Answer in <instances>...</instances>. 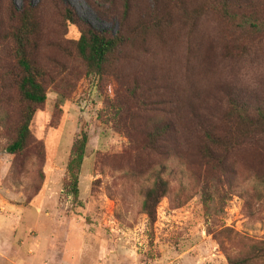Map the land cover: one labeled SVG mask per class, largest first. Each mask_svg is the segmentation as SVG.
<instances>
[{
	"label": "trees",
	"instance_id": "obj_1",
	"mask_svg": "<svg viewBox=\"0 0 264 264\" xmlns=\"http://www.w3.org/2000/svg\"><path fill=\"white\" fill-rule=\"evenodd\" d=\"M104 3L108 10L97 6L117 18L116 35L88 26L64 0H41L38 4L23 0L21 9L14 0H0L2 153L19 160L32 151L33 158L45 162V145L33 140L32 127L36 115L45 109L49 93L57 95L56 109H60L76 94L80 82L98 80L104 93L107 84L115 85L109 105L122 128L142 141L133 155L123 157L129 168L111 167L123 172L125 178L151 183L144 189L141 211L152 224L157 206L172 193L167 177L175 173L172 160L179 166L178 177H191L205 199L209 190H233L235 184L242 186V194L248 197V184L246 188L238 181L244 177L246 184L259 177L254 165L238 156L251 148L264 160V103H252L236 89L228 88L218 117L202 113L199 103L209 101L203 94L207 90L202 93L199 88L217 83L216 65L209 52L211 46L202 38L194 39V33L202 18L213 17L221 28L223 56H251L264 38V0H149L142 9L137 0ZM184 38L193 42L184 55L185 93L190 99L187 114L181 103L173 101L168 106V99L159 91L168 86L160 87L156 81L152 86L143 84L139 77L127 79L119 71L124 50L148 54L158 48L166 52ZM184 132L195 141V160L178 147L177 136ZM88 143V133L81 132L67 166L70 177L65 186L74 201L79 199V174ZM227 233L233 234L230 230ZM229 240L239 246L235 254L228 253L229 264H264V240Z\"/></svg>",
	"mask_w": 264,
	"mask_h": 264
},
{
	"label": "rangeland",
	"instance_id": "obj_2",
	"mask_svg": "<svg viewBox=\"0 0 264 264\" xmlns=\"http://www.w3.org/2000/svg\"><path fill=\"white\" fill-rule=\"evenodd\" d=\"M40 1L33 0V3ZM137 1L139 9L149 2ZM14 2L17 8H22L23 0ZM64 2L88 26L99 32L117 34V18L109 17L97 6L103 5L108 10L110 7L104 0ZM197 27L194 39L202 38L211 46L209 52L215 58L217 82L199 88L202 93L207 90L203 94L209 101L199 103L203 107L200 111L218 117L222 111L220 102L228 88L236 89L252 103H264V38L258 45L260 49L255 50L257 53L226 58L221 28L214 18H202ZM191 43L184 38L166 52L152 48L148 54H133L126 49L119 71L127 79L139 77L143 84L152 86L156 81L160 87L161 84L168 86L169 89H158L168 99V106L173 101L181 103L180 107L187 114L190 99L185 93L184 55ZM114 86L107 84L104 93L98 80L80 82L76 94L65 100L60 109H56L57 95L53 91L49 93L46 107L36 115L32 127L33 140L45 145V162L33 158L32 151L27 157L15 160L3 154L0 148V189L5 190L0 196V214L8 207L3 201L11 205L18 203V193L24 194L26 203L41 193H48L55 198L54 207L62 210L61 219L69 220L67 228L57 227L53 232L58 246L54 243V248L47 252L48 242H44L38 264H44L45 260L48 264H229L228 253L232 255L239 250L229 237L264 240V160L251 148L238 156L254 165L259 177L246 184L244 177L238 181L246 188L248 184L251 190L248 197L242 194L243 187L235 184L233 190L211 189L205 199L191 177L183 180L178 177L179 166L172 160L175 173L167 175L172 193L157 206L156 222L152 224L147 215L142 214L144 189L151 183L146 179L125 178L123 172L111 167L125 166L123 157L133 155L142 142L135 135L130 136L115 117L109 105L113 101ZM83 131L88 133L89 143L79 174V199L74 201L65 186L70 177L67 166L73 157L74 144ZM189 134L184 132L177 136V144L185 155L195 160V141ZM116 155L122 156L116 158ZM196 166V163L192 165ZM227 230L233 234L229 236ZM51 232L46 231L44 236ZM38 237L31 228L19 230L14 243L24 239L26 244L20 249V256L11 260L15 264L28 263L38 250L34 247L29 254L32 242H39Z\"/></svg>",
	"mask_w": 264,
	"mask_h": 264
},
{
	"label": "crops",
	"instance_id": "obj_3",
	"mask_svg": "<svg viewBox=\"0 0 264 264\" xmlns=\"http://www.w3.org/2000/svg\"><path fill=\"white\" fill-rule=\"evenodd\" d=\"M0 191V196H3L5 190L0 189ZM17 200L18 203L14 205L9 204V202L6 200L3 201L8 207L6 212L0 214V264H3L4 262L15 264L11 258L20 256V249L25 246L26 243L24 239H20L19 243L15 244L14 239L19 230H21L23 227H27L28 229L31 228L34 233H38V239L40 240L38 243L35 241L34 243L32 242L29 254L34 247H38V250L36 253L32 254L33 258L29 259V262L26 263L38 264L41 261V259L38 257L39 251L44 242L46 240L48 242V247L46 248L47 252L54 248V243L55 247L58 246V241L55 239L53 232L57 227H59V229L67 228L69 220L66 221L61 219L63 216L61 212L62 210H60V208L54 207L53 201L55 198H53V196L48 193H41L30 203H26V197L23 193H18ZM50 230H52V232L49 235L44 236V233ZM33 237H35V234ZM33 239L35 240V238ZM44 264H48V261L45 260ZM56 264L63 263L60 262Z\"/></svg>",
	"mask_w": 264,
	"mask_h": 264
}]
</instances>
